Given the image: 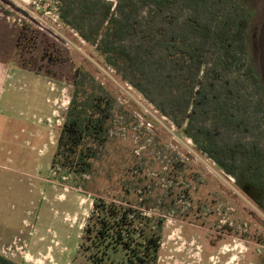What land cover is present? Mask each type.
Segmentation results:
<instances>
[{
	"label": "rangeland",
	"instance_id": "374dc122",
	"mask_svg": "<svg viewBox=\"0 0 264 264\" xmlns=\"http://www.w3.org/2000/svg\"><path fill=\"white\" fill-rule=\"evenodd\" d=\"M72 1L0 0V69H50L55 76L47 77L62 88L51 126L0 116V256L15 264H92L79 247L93 199L126 197V190L137 207H153H143L144 215L164 221L155 264H264V185L227 176L106 67L59 21V5ZM239 1L251 14L248 48L264 93V0ZM54 50L60 62L52 67L45 55ZM77 68L114 99L110 144L78 186L51 167Z\"/></svg>",
	"mask_w": 264,
	"mask_h": 264
},
{
	"label": "trees",
	"instance_id": "16d2710c",
	"mask_svg": "<svg viewBox=\"0 0 264 264\" xmlns=\"http://www.w3.org/2000/svg\"><path fill=\"white\" fill-rule=\"evenodd\" d=\"M57 12L219 170L264 185V93L248 48L251 14L239 0H73ZM26 36L18 33L16 51ZM56 52L45 55L52 67ZM41 69L33 71L55 76ZM70 85L51 167L78 186L110 144L114 99L82 68ZM126 197L93 199L79 247L92 264L156 263L164 221ZM0 264L13 263L0 256Z\"/></svg>",
	"mask_w": 264,
	"mask_h": 264
},
{
	"label": "crops",
	"instance_id": "0c3cea01",
	"mask_svg": "<svg viewBox=\"0 0 264 264\" xmlns=\"http://www.w3.org/2000/svg\"><path fill=\"white\" fill-rule=\"evenodd\" d=\"M61 89L59 81L43 74L16 65L1 67L0 116L29 124H36L37 121L51 126L50 122L56 118L59 110ZM49 104L52 107L48 108Z\"/></svg>",
	"mask_w": 264,
	"mask_h": 264
},
{
	"label": "flooded vegetation",
	"instance_id": "af4514ba",
	"mask_svg": "<svg viewBox=\"0 0 264 264\" xmlns=\"http://www.w3.org/2000/svg\"><path fill=\"white\" fill-rule=\"evenodd\" d=\"M3 257V256H2ZM3 258H5V257H3ZM12 262V261H11ZM13 263V262H12ZM13 264H15V263H13Z\"/></svg>",
	"mask_w": 264,
	"mask_h": 264
}]
</instances>
